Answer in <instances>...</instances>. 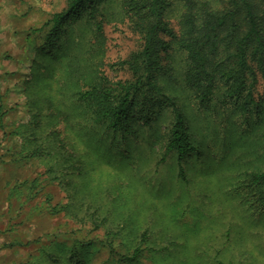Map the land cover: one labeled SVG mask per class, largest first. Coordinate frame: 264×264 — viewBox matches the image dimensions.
Segmentation results:
<instances>
[{"label":"trees","instance_id":"1","mask_svg":"<svg viewBox=\"0 0 264 264\" xmlns=\"http://www.w3.org/2000/svg\"><path fill=\"white\" fill-rule=\"evenodd\" d=\"M172 7L180 9L177 27L169 19ZM118 15L128 21L141 44L115 64L130 76L113 80L105 74L101 57L107 40L104 27ZM29 37L34 56L30 78L22 88L28 122L4 131L7 110L0 93V129L20 137L13 163L36 159L45 165L46 180L65 194L64 201L54 204L47 195L49 214L66 217L79 230L105 231L102 237L91 238L62 230L59 240L52 237L49 244L41 243L21 264H95L101 250L108 257L97 264L135 263L149 236L147 229L129 254L119 252L116 240L123 237L131 219V188L135 181L140 183L139 167L145 162L141 149L152 137L165 139L154 171L174 158L178 177L184 179L182 162L195 157L206 141L192 127L196 116L215 121V116L226 113L230 134L237 127L233 119L237 115L247 120L255 116L264 125V0H222L218 6L207 0H67ZM172 50L182 55L180 69L171 63ZM164 78L178 84L189 109L165 92ZM33 95L41 106L34 105ZM159 114L169 116L160 135L153 132L159 128L153 116ZM57 123L62 124L60 129H42V124ZM239 132V139L248 136ZM254 137L264 150V141ZM132 147L140 151L132 155ZM136 158L141 159L138 167ZM97 161L107 162L110 171L102 167L106 179L99 176L91 182L89 169ZM259 161L257 165L246 161V168L235 169L234 180L242 201L264 213V154ZM124 175L127 181L118 182ZM41 182L39 176L24 179L11 192L19 194L27 186L32 200L39 192L32 190Z\"/></svg>","mask_w":264,"mask_h":264},{"label":"rangeland","instance_id":"2","mask_svg":"<svg viewBox=\"0 0 264 264\" xmlns=\"http://www.w3.org/2000/svg\"><path fill=\"white\" fill-rule=\"evenodd\" d=\"M207 1L218 6L222 0ZM66 2L0 0V93L7 110L4 131H12L28 122L30 117L22 90L24 81L30 78V62L34 56L30 31L45 23L52 13L63 9ZM179 13V7H172L168 11L173 27H177ZM121 19L119 15L114 16L113 21L104 27L107 40L101 57L102 68L113 80L130 76L127 70L115 64L141 44L139 35L129 27L128 21ZM171 53L175 55L171 63L180 69L182 55L173 50ZM161 83L168 95L178 97L179 103L186 99L177 83L167 78ZM51 92L54 93V89ZM35 99L37 102L33 104L41 106L39 98L36 96ZM184 103L188 104L186 100ZM186 108L189 109V105ZM226 116V113L215 116V121L209 116L204 119L202 114L195 117L192 127L200 130L201 137L206 141L195 157L182 162L186 165L184 179L178 177L174 158L154 171L165 139L156 140L153 136L149 146L141 149V159L145 162L142 161L139 167L140 183L135 181L131 188L134 210L124 228L123 237L116 240L119 252L129 254L139 242L140 233L147 229L149 236L142 246V254L131 264H264V213L251 210L242 201L234 180L236 170L246 168L247 163L260 164L264 150L259 148L254 136L258 135L259 140L264 141V125L256 122L255 116L247 120L245 116L237 115L233 118L237 127L234 134H230ZM168 117L164 114L153 116L159 127L157 130L155 126L153 132L163 134ZM42 125V129L46 130L62 127L61 123ZM240 130L247 132L248 136L243 134L244 138L239 139ZM19 141L20 137L5 135L0 129V264H21L27 254L41 243L49 244L52 237L59 240L65 229L90 235L91 238L102 237L103 229L89 233L88 229L79 230L81 227L78 224L60 214H49L44 203L47 195L52 196L50 201L54 204L64 201L65 194L56 183L46 180L45 165L38 160L24 159L20 163H13L16 157L13 153L20 150ZM131 150L134 155L140 148L132 147ZM141 159L136 158V167ZM235 162L238 165L232 167ZM102 167L109 172L111 166L107 162L97 161L89 169L91 182L99 176L103 181L106 179V175L100 172ZM37 176L42 182L32 190L35 194L39 191L32 200H29L27 186L19 194H12L15 183ZM120 179L125 183L127 175L119 178L118 182ZM109 181L114 182L111 178ZM26 242L29 245H25ZM107 257L108 252L101 250L95 255L94 263H101Z\"/></svg>","mask_w":264,"mask_h":264}]
</instances>
